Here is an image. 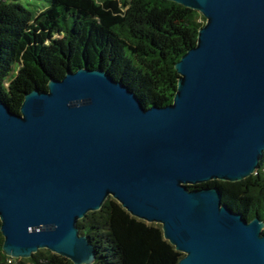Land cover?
I'll use <instances>...</instances> for the list:
<instances>
[{
	"label": "water",
	"instance_id": "obj_1",
	"mask_svg": "<svg viewBox=\"0 0 264 264\" xmlns=\"http://www.w3.org/2000/svg\"><path fill=\"white\" fill-rule=\"evenodd\" d=\"M206 20L175 64L173 103L147 106L85 66L0 99L2 250H48L73 264L95 251L78 222L112 198L161 226L177 264H264V222L222 202L212 181L241 182L264 154V0H167Z\"/></svg>",
	"mask_w": 264,
	"mask_h": 264
},
{
	"label": "trees",
	"instance_id": "obj_2",
	"mask_svg": "<svg viewBox=\"0 0 264 264\" xmlns=\"http://www.w3.org/2000/svg\"><path fill=\"white\" fill-rule=\"evenodd\" d=\"M33 12L16 0H0V99L20 112L23 95L46 91L48 79L67 70L101 68L149 106L173 103L175 64L196 46L206 20L167 0H49ZM222 202L248 221L264 222V154L257 172L237 183L212 181ZM1 226V224H0ZM95 251L93 264H177L183 257L164 239L160 225L129 214L109 198L78 222ZM264 233V231H263ZM0 264H73L48 250Z\"/></svg>",
	"mask_w": 264,
	"mask_h": 264
},
{
	"label": "rangeland",
	"instance_id": "obj_3",
	"mask_svg": "<svg viewBox=\"0 0 264 264\" xmlns=\"http://www.w3.org/2000/svg\"><path fill=\"white\" fill-rule=\"evenodd\" d=\"M17 2L28 7L31 11L37 12L49 5V0H16Z\"/></svg>",
	"mask_w": 264,
	"mask_h": 264
}]
</instances>
